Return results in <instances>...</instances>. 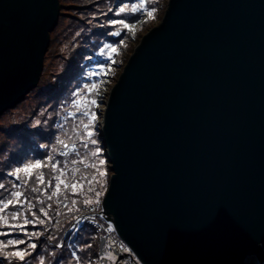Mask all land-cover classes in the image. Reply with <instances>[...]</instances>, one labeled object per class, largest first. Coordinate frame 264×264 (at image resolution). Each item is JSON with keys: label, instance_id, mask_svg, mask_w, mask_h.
<instances>
[{"label": "water", "instance_id": "obj_1", "mask_svg": "<svg viewBox=\"0 0 264 264\" xmlns=\"http://www.w3.org/2000/svg\"><path fill=\"white\" fill-rule=\"evenodd\" d=\"M59 13L0 0V117L37 87ZM102 123L103 217L140 264L264 262V0H167Z\"/></svg>", "mask_w": 264, "mask_h": 264}, {"label": "trees", "instance_id": "obj_2", "mask_svg": "<svg viewBox=\"0 0 264 264\" xmlns=\"http://www.w3.org/2000/svg\"><path fill=\"white\" fill-rule=\"evenodd\" d=\"M145 2L146 0H144V6ZM140 3L141 0H112L108 7L105 3H102L105 11L100 10L101 4H99L95 6L97 9H91L87 12H91L92 14L95 11L97 14L104 12L106 13L104 18L112 16L114 19H118V17L114 15L115 11H118L121 7L127 6V10L121 18L125 22L131 23L138 21L141 18L140 16L143 13V9L136 12L132 11L133 5ZM109 9H112L113 11H109ZM115 30L121 31V35L124 32V29L120 28V26H117L116 28L111 26L105 33L100 30L97 31L99 33V39H102L100 48L106 44H112L120 41L118 37L109 35L111 31ZM84 35H86V33ZM92 41L94 40H89V50L87 52H82V58L80 60L81 64L76 68V72L70 78L69 83L64 80L73 70L74 63L70 64L66 57L60 56L59 60L61 63H65L63 70L59 75H53L51 83L46 86L42 85V87H38L40 93L38 97L40 98L43 95L46 98L45 103L39 102L36 108L38 112H40V115L38 116L40 119V125L38 127L29 126L27 127V130L23 128H7L4 132L7 139H4L1 145L7 149H17L18 152L24 154L21 163H19L16 167H23L26 163H35L36 160L43 161L44 167L41 169V173L44 178V182L41 183L39 179L35 178L32 180L30 178L28 181H22L23 177H20V180L16 181L12 177L7 176V173L9 171H14L16 167L12 168L5 166L0 172V184L4 185L3 188H0V200H4L6 202L8 199H11L13 201V206L5 209L2 213H0V216H2L4 220L13 222L12 215L14 212L18 211L19 222L22 223L25 218H33L32 213L35 212L37 216L47 221L48 217L45 218L39 211L43 208L45 212H49L54 217L53 221L49 225L45 222L44 225L38 224L35 229L31 226L28 227L29 232L36 231L39 235L36 236V238L33 237L31 241L37 243L38 252L31 255V258L26 257L27 264H77V261L74 260L73 252H76L79 257H81L82 254H87V259L89 261L88 264H101L100 250L95 249L94 245L95 239L99 234L98 232H96L92 227L87 226L80 231V234L75 242H71L72 235L71 233H68L69 228L78 215L89 208L84 206L85 197L88 193H94V185L86 183L84 185V190H80L79 188L74 191L69 190L65 198L70 201V204L79 200L85 208H82L81 212L78 214H74V218H72V220L67 222L65 225L61 221V216L57 219V221H61L62 223L57 224L55 222L56 214L59 210L60 212L63 210V206L59 205L57 195H54V185L59 184L63 179H65V182L62 183L60 187L67 185L72 180L71 175H73V173L67 172H75L77 169H80V166L81 168H84L81 163L82 157L77 154L83 150L79 144V142L82 141L83 132L77 131L76 123L78 120V123H80L82 118H85V120L88 119L89 121L91 119V115H95L94 111L90 115H86L85 109L92 107V105L89 104L90 100L94 99L97 101V94L103 85V72L105 69L101 66L104 62L103 54L101 53L102 50L93 48ZM55 68L59 69V63L55 65ZM93 84L95 85V88L91 87ZM53 90L55 91L54 97L51 98V95L45 96L47 93L52 94ZM76 93L79 95H75ZM77 101L81 103H75ZM20 104H18L14 109L6 111L3 116L17 110L21 106ZM56 137H59L60 140L63 141V144L57 143ZM97 141L100 145L102 144L99 138ZM41 144H46L48 147L41 148ZM72 144L77 146L78 149L76 151H72L71 154L65 158L61 155V152H64L67 149L65 145L72 147ZM53 148H55V151H53ZM49 154L52 155V160H48ZM105 160L108 161L106 156L104 157V161ZM57 161H59L58 167L55 166ZM72 165H77L79 167H77V169L69 167ZM21 174L22 172L19 176ZM31 177L37 176L34 175ZM78 177L79 178L75 179V182L82 181L81 176L79 175ZM14 183L19 184V187L14 188ZM34 189L35 191H33ZM13 192H20L21 196L17 198L12 195ZM49 197H51V199H49ZM58 197L60 198L61 196L58 195ZM17 199H19L20 205H22L21 207H17ZM100 206L101 205H99V207ZM68 208L69 204L66 207V210ZM66 210L63 211L65 212ZM62 215L65 216L67 214ZM101 222L105 228L109 227V225H107L102 219ZM0 231H7L4 229L2 223H0ZM113 236L115 237L114 234ZM38 237L42 238L40 242H38V240H40L37 239ZM49 237H53V239L50 240L48 239ZM17 238L20 237L17 236L16 233L0 237V239L5 241V243L8 239ZM56 244H63V248H56ZM88 244L93 246L94 251H91V249L87 247L86 249L84 248ZM11 250H13L11 246L0 249V259H4V264H8L7 253ZM92 252L93 256L89 257V254ZM10 259L12 264H20L16 258L13 257Z\"/></svg>", "mask_w": 264, "mask_h": 264}, {"label": "rangeland", "instance_id": "obj_3", "mask_svg": "<svg viewBox=\"0 0 264 264\" xmlns=\"http://www.w3.org/2000/svg\"><path fill=\"white\" fill-rule=\"evenodd\" d=\"M112 0H59V20L57 28L51 33L50 35V45L48 48V52L44 59V66L43 71L40 77V81L35 88L22 102L21 106L5 116L0 117V172L3 170L5 166L15 168L19 163H21L23 155L21 152H18L17 149H7L3 145H1L4 139H7L6 135L4 134L7 128H23L27 130V127L31 126H39L37 121L40 122L38 116L40 112H38L37 105L39 102L45 103L46 98L42 95L40 98L39 96V89L38 87H42V85H48L53 80V75H59L60 72L65 67V63H61L59 60L60 56L66 57L70 64L74 63V68L69 74V76L64 80L65 82L70 81V78L75 74L76 68L81 64L82 52H87L89 50V40L92 41L93 48H98L99 50H103V60L104 62L101 64L102 68L104 69V74L106 76L101 93V99L98 101V106L87 108L86 115H90L91 113H95L96 119L93 121L90 119L88 121L85 118H82L80 123L79 120L76 123V129L78 132H83L82 141L79 144L82 147V151L77 153L79 156L82 157L81 163L84 168L77 169V165H72L69 167H74L77 171H69L67 173H73L72 180L65 186L60 187V191L56 192V185H54V195H57V200L59 205H67L69 204V208L66 210L63 206V210L57 212L55 222L57 224L65 225L67 222L71 221L74 218V214H78L81 212L82 208L89 207L92 209V212L97 213L99 216H103V211L100 210L102 205V201L105 198V195L108 192L110 177H112V173L109 167V162L104 161V157L106 155L105 148H103V142L93 145L92 139L99 138L100 132V123L102 119L103 109L105 104L108 100V97L111 93V90L114 86L115 81L117 80L118 76L122 72L123 68L125 67L126 63L128 62L129 58L133 54L134 50L142 40V38L148 35L152 30L158 28L164 18H165V2L167 0H146L145 7L149 11H153L152 16H148L144 11L141 14V18L138 21H134L129 23L132 28L131 30L124 29L122 35L118 38L120 41L112 43L113 46L116 47L117 51L112 53V58H108L109 49H106L105 46L100 48V44L102 43V39H99V33L97 31H102L103 33L107 32L108 29L111 27L109 21L114 19L112 16L104 18L106 13L97 14L96 11L92 14L91 12H87L91 9H97V5L101 4V11H105L102 3H105L108 7ZM130 1V0H127ZM127 7L125 8V11ZM118 17V19H122V15ZM128 23V22H126ZM100 25H103L101 27ZM121 28V27H120ZM86 33V35H84ZM102 53V52H101ZM59 63V69L55 68V65ZM66 83V84H68ZM55 91L51 93H47L45 96H50L51 98L55 96ZM88 131L93 132V136L89 137L87 135ZM98 137V138H97ZM72 151H76L78 148L72 144ZM15 147L14 145H12ZM69 146H67L68 148ZM102 149L101 152L97 153L96 149ZM66 152V150L64 151ZM66 156V155H63ZM104 161V163H101ZM108 162V163H106ZM9 163V164H8ZM109 167V168H108ZM109 169V171H108ZM37 177H31V176ZM81 176L82 181H76L78 176ZM42 176L41 169H33L30 174H25L22 172L20 177L22 181H28L30 178L38 179V177ZM63 183L65 179L62 180ZM89 183V185H94V193H88L85 197L84 206L79 200L74 201L70 204V201L65 198L66 194L69 190H76L79 188L80 190H84V185ZM75 184L77 187L74 189L72 185ZM61 185V184H60ZM33 187V186H32ZM100 191L102 194L99 197L100 204H96L95 200L97 199L95 193ZM58 195L61 197L59 198ZM88 208V209H89ZM88 209H86L88 211ZM84 210V211H86ZM48 213V220L46 223L49 225L54 217ZM83 213V212H82ZM80 213V214H82ZM62 214H67L63 216ZM61 216V221H57V219ZM63 216V218H62ZM30 220L33 219L32 217L29 218ZM39 223H37L38 225ZM41 235V234H40ZM36 238V237H35ZM34 238V240H35ZM38 242L42 240V238ZM36 241V240H35ZM100 243V234L95 239V249H99ZM86 249V246L84 247ZM88 248V247H87ZM91 251H94L92 246ZM83 250V249H82ZM96 251V250H95ZM129 251V250H128ZM29 252L34 255L38 252V247L35 250L29 249ZM76 253V252H75ZM77 254V253H76ZM78 255V254H77ZM93 256V252L89 254V257ZM88 255L82 254L77 261V264H88Z\"/></svg>", "mask_w": 264, "mask_h": 264}, {"label": "snow or ice", "instance_id": "obj_4", "mask_svg": "<svg viewBox=\"0 0 264 264\" xmlns=\"http://www.w3.org/2000/svg\"><path fill=\"white\" fill-rule=\"evenodd\" d=\"M125 7H127V6H125ZM125 7L119 8L118 11H115L114 15L116 17L121 16V14L125 12ZM141 9H143V11L148 16L153 15V11H149L144 6V0H141L140 4L133 5V7H132L133 12H136V11L141 10ZM109 11H113V10L109 9ZM109 23L113 28L120 26L122 29H127L129 31L132 28V26L129 23H126L123 19H112L109 21ZM100 26L103 27V25H100ZM109 35H111L113 37H119L121 35V31H119V30L111 31L109 33ZM105 48L110 50L108 53V58L111 59L112 53H115L117 51L116 47L113 46L112 44H106ZM102 54H103V50H102ZM91 87L95 88V85L93 84ZM75 95H79V94L76 93ZM75 103H81V102L77 101ZM89 104L92 106H98V102L94 99L90 100ZM85 111H88V109H85ZM91 119L94 121L96 119L95 115H91ZM39 123L40 122L37 121V124H39ZM87 135L89 137H92L93 132L88 131ZM56 141H57V143L63 144V141H61L59 137H56ZM92 144L93 145L97 144V140L92 139ZM40 147L41 148H47L48 145L41 144ZM65 147H67V145H65ZM53 151H55V148H53ZM101 151H102V149H100V148L96 149L97 153H99ZM61 155H67V153L61 152ZM48 160H52L51 154L48 155ZM101 163H104V161H101ZM55 166H57V167L59 166V161L56 162ZM43 167H44V162L41 160H36L35 163H26L23 165V167H16L14 171H9L7 173V176L12 177L16 181H19L20 180L19 174L21 172H24L25 174H30L33 169H42ZM38 179L40 180L41 183L44 182L43 176L38 177ZM62 183H63V181L61 180L60 183L56 185V192L57 193L60 191V184H62ZM3 187H4V185L0 184V188H3ZM13 187L14 188L19 187V184L14 183ZM72 187L75 189L77 187V185L73 184ZM33 191H35V189ZM101 194L102 193L100 191H97L95 193V195L97 197V199L95 200L96 204L101 203L99 200V197L101 196ZM12 195L19 198L21 196V193L20 192H13ZM49 199H51V197H49ZM16 204H17V207L22 206V205H20L19 199H17ZM12 206H13V201L11 199H8L6 202L4 200H0V213H2L5 209L10 208ZM39 211L43 214V216L45 218L48 217V213L45 212L43 208H41ZM32 215H33V219L30 220L28 218H25L22 223L19 222V212L18 211L14 212L12 215V221L13 222L4 220L3 217L0 216V223H2L4 229L7 230V231H0V237H5L8 235H11L12 233H16L17 236L20 237L17 239H8L6 243L3 239H0V249H4L5 247H9V246H11L13 249L7 253L8 264H12V261L10 258H13V257L16 258V260H18L20 262V264H27L26 257L31 258V255H32L29 252V249L35 250L38 247L37 243L31 242V241H32V238L38 236L39 233L36 231L29 232L28 227L31 226L33 229H35L37 227V223H39V225H44L46 220L41 219L39 216L36 215L35 212H33ZM76 223H80L79 218H77ZM48 239L51 240V239H53V237H49ZM21 246H23V247H21ZM55 247L56 248H63V244H56ZM86 247L91 248L92 245L88 244V245H86ZM124 251L127 252L128 249L125 248ZM73 257L75 259L79 260V256H77L75 252L73 253ZM0 264H4V259H0Z\"/></svg>", "mask_w": 264, "mask_h": 264}, {"label": "clouds", "instance_id": "obj_5", "mask_svg": "<svg viewBox=\"0 0 264 264\" xmlns=\"http://www.w3.org/2000/svg\"><path fill=\"white\" fill-rule=\"evenodd\" d=\"M253 264H261V261L256 257H251ZM245 264H248V260L246 259Z\"/></svg>", "mask_w": 264, "mask_h": 264}, {"label": "bare ground", "instance_id": "obj_6", "mask_svg": "<svg viewBox=\"0 0 264 264\" xmlns=\"http://www.w3.org/2000/svg\"><path fill=\"white\" fill-rule=\"evenodd\" d=\"M82 222H80L78 225L80 226ZM248 264H253V261L251 259L248 260Z\"/></svg>", "mask_w": 264, "mask_h": 264}]
</instances>
